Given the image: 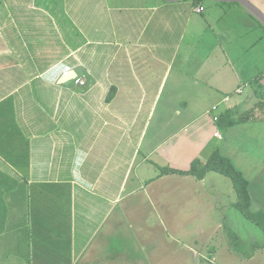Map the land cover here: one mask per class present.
<instances>
[{
  "label": "crops",
  "instance_id": "obj_1",
  "mask_svg": "<svg viewBox=\"0 0 264 264\" xmlns=\"http://www.w3.org/2000/svg\"><path fill=\"white\" fill-rule=\"evenodd\" d=\"M108 1L99 0L103 4ZM128 1L136 0H112L113 6L109 5V9L117 13L114 19L111 18L114 22L121 19ZM247 1L250 5L239 0H198L197 3L194 0H156L152 4L167 9L169 23H177L178 20V32L171 35L163 50H159L158 39L146 30L143 39L155 41L157 45L147 46L150 55L154 52L151 56L154 60L144 69L140 63L134 75L139 77L138 81L142 80L145 70L149 69L152 75H157L155 81L158 82V66H165L162 75H166L176 64L175 74L179 75L176 83L193 81L206 88L204 97H208L205 100L208 108L200 117L211 113V106L219 107L230 101L213 118V133H206L203 126L198 137L186 136L188 143L182 141V159L191 162L193 158L188 151L195 148L201 150L213 136L217 138L215 145L222 154L240 163V167L247 169L245 163L250 157L249 161L254 165L250 168V176H245L250 184L253 180V185L259 187L263 198L257 200L264 210V119L223 127L217 123V118L227 110L239 114L247 103L251 105V101L255 103L258 100L253 106L264 102V0ZM70 2L68 11L76 21L90 15L83 13V7H89L92 0ZM35 4H29L30 9H43ZM79 4L83 7H78ZM201 5L205 8L203 11L198 10ZM15 14L24 15V12ZM137 14L138 21L148 15ZM108 19L106 17V22ZM116 25H120V21ZM107 36L110 41V35ZM41 39L45 47L35 51L38 60L35 62L43 70L47 59L59 64L62 54L58 52V45L50 48V43L44 37ZM58 41L59 47L63 51L66 49L67 53L75 54L83 49L82 44L70 39L64 43L60 39ZM71 41L73 44L68 46ZM138 51L133 49L130 55H123L126 60L131 56L134 60L138 55L139 61L149 57L145 51L140 54ZM12 53L15 54V51ZM3 54L0 53V56ZM89 62L92 63V60ZM82 66L88 67L85 63ZM125 66L127 71L129 65ZM71 69L79 76L75 65L65 68L62 74ZM135 80L133 85H136ZM242 84L250 86L248 97L244 98L245 85ZM15 86L0 85V127L4 128L0 130L4 137L0 138V264H152L144 253L139 254L135 250V246H139L135 241L136 232L130 230L132 224H127V219L138 216L135 202L129 199L145 188V182L146 187L152 188L153 182L160 177L156 169L150 174L151 169L147 168L154 167L145 164L159 145L155 149L149 147L141 160L136 159L137 174L128 175L124 148L129 140L124 130L111 132L108 121L104 119L101 128L100 125L95 128L92 121L90 129H75L67 132L66 136L65 132L58 131L55 126L52 129V125L48 124L57 119L47 116L44 106L53 105L48 98L52 99L55 95L56 87L67 85H28L27 91L15 90ZM74 89L80 91L76 86ZM230 91L239 95L233 98L228 94ZM53 99L55 101V97ZM143 134L144 130L136 137L138 142L142 137V142L136 141L139 145L136 149L144 146ZM245 139L256 141L241 146L239 142ZM250 147L263 148L257 150L260 157L254 158ZM141 168L144 177L139 171ZM169 175L161 176L165 179ZM260 175L262 180L256 178ZM205 180L206 177L198 181L202 185ZM259 184H262V189ZM200 193L197 190L198 196Z\"/></svg>",
  "mask_w": 264,
  "mask_h": 264
},
{
  "label": "rangeland",
  "instance_id": "obj_2",
  "mask_svg": "<svg viewBox=\"0 0 264 264\" xmlns=\"http://www.w3.org/2000/svg\"><path fill=\"white\" fill-rule=\"evenodd\" d=\"M65 1L0 0V53H4L0 56V85H16L15 90L26 91L28 85H67L55 86V95L52 99L48 98L53 101V105L47 104V107L43 105L48 113L47 116H54L53 120L57 119L56 122L51 121L48 124L52 125V129L55 126L58 131L65 132L66 136L67 132L75 129L79 131L90 129L92 121L95 128L97 125L101 128L104 119L108 121L111 132H115L116 129L124 130V135L129 140L124 148L128 175H135L138 166V162L135 163L136 159L141 160L149 147L155 149L159 145L145 164L154 167L147 168V170L151 169L150 174L156 169L160 177L153 182L152 188L146 187L147 182H145V188L129 199L130 202H135L138 216L127 219V224H132L130 230L136 232L135 241L139 246H135V250L139 254L144 253L148 262L264 264V248H258L253 256L245 257L235 251L231 245L230 233H235L240 243L247 246L253 242L264 243V232L258 224L235 207L234 203L238 197L233 181L228 176L209 171L202 185L198 181L200 179L195 180L196 177L193 175L174 173L162 179L164 176L161 174L165 167L188 169L194 159L206 161L213 150L218 148L215 145L217 138L213 136L201 150L195 148L188 151V155L193 158L191 162L182 159L184 152L182 141L188 143L186 136L198 137L199 130L203 126L206 133H213V118L230 102L225 101L215 108L211 106V113L200 117L203 110L208 108L205 106L208 97H204L206 88L204 85L194 84L193 81L176 83V77L179 76L175 74L176 64L172 65L171 73L166 75H162L165 66L160 64L158 82L155 81L157 75H152L149 69L145 70L142 80L138 81L139 77L134 75L140 63L144 69L154 60L151 58L154 52L150 55L147 46L155 45V41L143 39L146 30H150L155 35L159 50H163L166 41L178 32L177 17L175 16L177 23L171 21L169 23L167 9L152 4L156 0H141V2L136 0L128 1L126 10H122L121 19L114 22L111 18L114 19L117 13L114 9H109V5L113 6L112 0L107 4L92 0L89 7L78 5L83 7V13L90 15L76 21L68 11L71 8L70 0ZM35 2V5L43 9H30L29 4ZM15 12H24V15L18 16ZM137 12L143 13V16L148 15L142 21H138ZM106 17L109 18L107 22ZM119 21L120 25H116ZM105 22L106 24L103 25ZM41 23L43 25H40ZM107 34L110 35V41L107 40ZM40 36L50 43V48L58 45V52L62 54L59 64L58 62L54 64L53 59L51 61L47 59V65L43 70L40 64L35 62L37 60L35 51L39 52L41 47H45ZM59 39L63 43L66 39L76 44L80 43L83 49L75 54L67 53L66 49L63 51L59 47ZM72 41L68 46L73 44ZM133 49L140 50L138 54L145 51L149 57L139 61L137 55V63L132 56L126 60L123 54L130 55ZM12 51H15V54ZM18 55L22 57L17 58ZM159 55L163 57L161 53ZM90 59L92 63L89 62ZM84 63L88 67L82 66ZM125 64L129 65L127 71ZM74 65L79 76L60 82L62 71ZM135 79L137 82L133 85ZM113 85L117 87V96L115 95L116 98L109 102L107 97ZM242 85H245L244 98L248 97L250 86ZM74 86L80 91L76 92ZM207 91L211 94L208 89ZM228 94L233 98L239 95L235 91H230ZM255 103L252 101L249 103L251 105L247 103L242 111L249 110ZM2 129L4 128L0 127V130ZM142 130H144V146L140 148L143 152L141 154L140 149H136L139 147L136 144V137ZM175 132L178 133L172 136ZM253 137L256 138V133ZM0 138L4 139L2 134ZM253 141L256 140L245 139L239 143L241 146L243 143L244 146H248ZM140 142L142 137L138 143ZM173 147L176 150L172 152ZM257 150L263 148L250 147L254 158L260 157ZM250 159L249 157L245 163L247 169L240 167V163L233 162L237 168L243 170L244 175L250 176V168L254 165L249 161ZM133 163L135 165L132 167ZM139 171L141 173L142 168ZM141 176L144 177L142 173ZM184 178L188 180L185 181ZM256 178L262 180V175ZM259 186L262 189V184ZM249 188L252 194L251 209L253 211L262 209V205L257 200L259 197L263 198L259 187L254 186L252 180ZM197 190L202 192L200 196ZM110 253H112L111 247Z\"/></svg>",
  "mask_w": 264,
  "mask_h": 264
},
{
  "label": "trees",
  "instance_id": "obj_3",
  "mask_svg": "<svg viewBox=\"0 0 264 264\" xmlns=\"http://www.w3.org/2000/svg\"><path fill=\"white\" fill-rule=\"evenodd\" d=\"M194 1L195 3L198 2V0ZM116 91L117 88L113 85L107 97L108 101H111L114 98ZM263 104L264 102L259 103V105L253 106L249 110L240 112L239 114L227 110L217 118V123L220 127H223L262 118L264 119ZM209 171H216L224 174L233 181L238 197L237 201L234 203L235 207L241 210L248 219L258 224L264 232V210L258 209L253 211L251 209L252 196L249 190L250 183L248 178L235 166L233 161L229 157L223 155L218 148L213 150L206 161H202L199 158L194 159L188 169H178L167 166L162 170L161 175L176 173L181 175H193L197 179H203ZM229 236L234 250L245 257H251L258 248H264V243L261 242H253L247 246L242 245L240 239L235 233H230Z\"/></svg>",
  "mask_w": 264,
  "mask_h": 264
},
{
  "label": "water",
  "instance_id": "obj_4",
  "mask_svg": "<svg viewBox=\"0 0 264 264\" xmlns=\"http://www.w3.org/2000/svg\"><path fill=\"white\" fill-rule=\"evenodd\" d=\"M239 1L245 3L246 5H248V4L250 5L249 1H247V0H239ZM258 14H260V13H258ZM263 21H264V16H263ZM75 77H77V72L74 69H71V70L64 72L62 74V76L60 77L59 81L65 82V81L72 79V78H75Z\"/></svg>",
  "mask_w": 264,
  "mask_h": 264
},
{
  "label": "built area",
  "instance_id": "obj_5",
  "mask_svg": "<svg viewBox=\"0 0 264 264\" xmlns=\"http://www.w3.org/2000/svg\"><path fill=\"white\" fill-rule=\"evenodd\" d=\"M205 8H204V6H200L199 8H198V10H200V11H203Z\"/></svg>",
  "mask_w": 264,
  "mask_h": 264
}]
</instances>
